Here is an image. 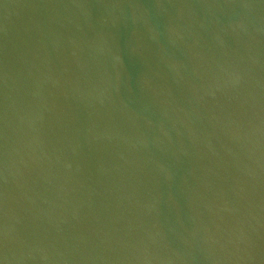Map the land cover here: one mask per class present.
I'll return each instance as SVG.
<instances>
[{"label":"water","instance_id":"water-1","mask_svg":"<svg viewBox=\"0 0 264 264\" xmlns=\"http://www.w3.org/2000/svg\"><path fill=\"white\" fill-rule=\"evenodd\" d=\"M0 264H264V0H0Z\"/></svg>","mask_w":264,"mask_h":264}]
</instances>
